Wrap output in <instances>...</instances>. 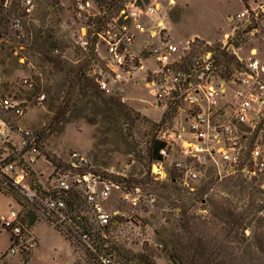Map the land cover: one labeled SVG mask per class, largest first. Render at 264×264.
Instances as JSON below:
<instances>
[{
    "label": "rangeland",
    "instance_id": "374dc122",
    "mask_svg": "<svg viewBox=\"0 0 264 264\" xmlns=\"http://www.w3.org/2000/svg\"><path fill=\"white\" fill-rule=\"evenodd\" d=\"M24 1L6 0L3 5L5 21L0 24V75L3 79L0 95L15 94L20 100L30 102L24 116L16 117L4 111L6 118L19 129L14 135L9 128L7 132L10 138L20 146L22 137L19 134L23 133L20 129H28L39 135V146L50 159L56 156L66 161L72 151H78L88 158L89 166L94 170L123 173L134 181H152L149 147L162 126L175 122L176 113H171L170 118L165 117L166 112L156 107L155 98L143 81L145 73L140 72L136 75L140 82L125 76L114 82L109 79L111 93L100 92V96L113 104L111 111L106 110L103 103L94 106L82 102L74 108L66 121L52 123L55 106L70 84L69 67L84 66L87 77L95 81L93 70L104 69L102 56L105 51L102 46L100 53L92 52L88 62L90 57L77 44L80 22L75 18L70 0H33L31 14L25 11ZM99 1L105 3V0ZM161 2L166 32L172 41L182 47L189 39L194 40L190 58L195 57L200 50L198 44L207 42L202 37L212 38L209 41L219 44L225 34L232 33L237 23L229 17L236 15L244 7L242 0H175L173 5L170 0ZM100 11L104 18H111L114 13L102 4ZM16 19L22 22L21 30L16 28ZM103 21L102 18L92 19L91 33L99 29ZM241 31L239 41L243 56L250 55L252 48H258L259 53L264 54V33L253 37ZM236 34L234 32L231 36ZM40 35L43 38L49 35L48 44L42 43L43 38L38 39ZM31 46L36 49H31ZM46 55L57 56L63 66L50 63ZM103 71L107 77L105 70ZM24 78H29L31 85H24ZM42 93L46 95L45 101L37 104L36 98ZM127 109L136 119L134 123L126 120L124 112ZM2 128L0 124V131ZM2 147L5 145L0 134V148ZM168 163L166 167L170 170ZM38 166L43 168L44 173L41 176L36 173L38 179L45 181L53 173V167L41 160ZM171 176L174 173L171 172ZM168 184L171 183H153L158 195L157 203L153 207L137 209L121 200L120 191L112 190L104 206L109 210L119 209L124 214L122 221L110 231L107 238L109 245L119 247L130 256L152 251L158 264H170L164 246L172 238V234L183 231L180 224L185 213L196 220L217 222L220 224L219 228L224 226L218 217V214H222L216 207L218 200H228L238 212L247 214L252 200L256 199L257 208L253 210L251 218L255 214L260 218L240 229L239 244L242 248L252 243V231L264 224L263 197L255 194L243 182L205 181L199 189L201 192H197L198 197H195L196 194L178 192V188L172 189ZM199 197L204 198L203 204L198 200ZM41 207L29 204L27 210L32 208L35 214L31 217L25 214L22 216L26 227L33 220L25 231L31 243H34L29 252H22L16 247L17 252L12 253V235L0 223V264H24V258L28 256V264H98L104 257L110 258L104 252L97 251L92 241L83 240L81 230L77 227L71 229L74 237L66 235L55 221L66 216L51 214ZM11 208L18 209L16 200L0 192V220L4 214H9ZM84 216L92 223L91 214ZM68 226L66 225L67 228Z\"/></svg>",
    "mask_w": 264,
    "mask_h": 264
},
{
    "label": "built area",
    "instance_id": "2783aa9c",
    "mask_svg": "<svg viewBox=\"0 0 264 264\" xmlns=\"http://www.w3.org/2000/svg\"><path fill=\"white\" fill-rule=\"evenodd\" d=\"M70 1L80 22L79 48L91 58L92 52L100 53V47H104V69L93 70L98 88L109 94L110 78L114 82L125 76L140 82L136 75L144 72L143 81L154 96L156 107L176 113L175 122L157 132L156 139L164 145L159 150L162 159L152 163L155 185L169 181L189 194H196L205 181L233 180L243 182L263 197L264 203V54L252 48L250 55L243 56L242 47L235 45L236 36H231L237 30L247 31L253 37L264 33V0H242L243 9L229 17L237 23L232 33L225 34L219 44L212 41L198 44L200 50L193 58L189 53L194 40L189 39L179 47L168 36L161 0ZM174 3L175 0H170L171 5ZM24 4L25 11L31 14L33 0H25ZM101 4L114 12L111 18L103 17ZM97 18H102L103 24L91 33L90 22ZM22 27L21 20L16 19V28ZM2 82L0 75V85ZM23 84L31 85L29 78H24ZM45 98L44 93L38 94L37 104H43ZM29 103L15 94L0 95V112L21 117ZM0 124L5 145L0 148L4 150L0 156V176H8L34 202L37 190L27 179L29 167L40 160L47 163L39 146V135L20 129L22 143L16 146L19 153L26 152L22 154V165L18 166L17 162L7 161L10 149L6 144L14 140L1 117ZM65 165L53 168L49 175L57 192L45 200V206L51 214L66 216L55 220L66 235L74 237L72 227L81 230L68 214L70 193L80 195L90 210L95 233L106 239L124 214L104 206L113 189L120 191L121 200L133 209L157 203L152 183L134 182L119 172L94 170L88 158L78 151L71 152ZM20 214V209L11 208L1 219L3 228L16 236L12 253L17 252L16 247L19 250L28 244L34 247L22 229ZM81 233L83 240L90 241L89 233L83 234L82 230ZM101 263L110 264L112 259L104 257Z\"/></svg>",
    "mask_w": 264,
    "mask_h": 264
},
{
    "label": "trees",
    "instance_id": "16d2710c",
    "mask_svg": "<svg viewBox=\"0 0 264 264\" xmlns=\"http://www.w3.org/2000/svg\"><path fill=\"white\" fill-rule=\"evenodd\" d=\"M5 1L6 0H0V24L5 21V15L3 14V5ZM236 33L237 34L234 38V41L235 45L239 46V40L242 31L237 30ZM39 38L42 39L43 36L40 35L38 36V39ZM48 39L49 35L42 39V43L48 44ZM30 48L36 49V47L34 46H31ZM45 57L52 64H55L57 66L62 65V61L59 60L57 56L52 57L46 55ZM90 59L91 58L87 59L88 62L90 61ZM83 67L84 66L69 67L68 73L71 76L70 84L68 85L67 89L64 90L63 96L61 97V99H59L58 104L55 106L52 123L54 121H66L69 114L74 110V108L79 106V103L82 102L85 103V105L89 104L94 106H98L103 103L106 110H112L113 104H110L108 101L102 99V97L100 96V92L102 91H99L96 81L87 77ZM171 113L173 112H166L165 117L170 118L172 116ZM124 114L127 121H130L131 123H134L136 121V119L133 118L130 110H125ZM0 117L10 127L12 132H18V127L14 125L8 118H6L4 112H0ZM95 123L96 122H94V124ZM14 143L15 141L6 144L10 149L7 161L15 163L17 162L18 166H21L22 154H24L26 151L24 150L19 153V149L16 146V143ZM163 145L164 144L157 139L152 140L148 150L150 162L153 163L162 159V156L159 154V150L163 147ZM3 152L4 150H0V156ZM43 155L47 161V164L52 166L53 168L60 169L62 167H66L65 161L57 158L56 156H52V158L50 159L47 155L44 154V152ZM41 161L43 162V160ZM38 163L39 162L29 167L27 178L31 183L33 189L37 190V198L34 202H32L27 196L26 192L23 191L21 187L13 183V181L8 176H0V192L7 196L13 197L16 200L18 209L21 210L20 219L22 223V229L25 234V231L28 230V227L33 223V220L30 222L29 226L27 225L26 227L23 223L22 216L25 214L27 217H31L33 214H35L32 208H28L27 210L29 204L33 206L36 205L38 206V208H42L41 206H43L46 209L45 200L50 196L55 195V193L57 192L51 186V176H47L45 181L38 179V173H40V176L42 174L44 175L43 168L38 166ZM36 167H38L37 171L35 170ZM134 182L149 181L139 180ZM149 183L153 184V179ZM167 183H169V181ZM167 186H170L172 189L178 188V192L183 191L179 186L177 187L173 183L168 184ZM200 192L198 191V194ZM198 194L196 193L195 197H198ZM67 199H69V217H71L74 222L79 225L83 234L85 232L91 235L90 241H93L96 250L99 252H104V255L110 256L115 264H158L154 259L155 254L152 251L130 256L125 254L119 247L113 244L109 245L110 241L101 236H97L89 218L84 216V214H90V210L82 201L80 195L76 192L70 193ZM198 200L202 201L204 200V198L199 197ZM216 207L222 213L220 215L218 214L219 220L224 224V226H221V228L218 227L220 224L217 222L213 223L208 221L196 220L194 217H191L186 213L184 214L185 218L180 224V227L183 229V231L172 234V238L168 242H166L164 246V250L168 254L170 264H264V224L262 226H257V228L252 231L253 234L250 237L252 240L251 244L247 245L244 248H242L239 244L241 242L239 237L240 229L244 228L246 225H249L254 219L260 218L257 217V214H255L251 218L253 210L257 208L256 199L252 200L247 214L238 212L236 207H234V205L228 200H218L216 202ZM246 221L248 222L247 224ZM7 231L11 233V240L14 245L16 236L11 230L7 229ZM26 236L28 240V238L30 237L28 236V234H26ZM30 248L32 247L28 244L26 247L23 246L21 248V251L29 252ZM29 258V256L24 258V264H28Z\"/></svg>",
    "mask_w": 264,
    "mask_h": 264
},
{
    "label": "crops",
    "instance_id": "0c3cea01",
    "mask_svg": "<svg viewBox=\"0 0 264 264\" xmlns=\"http://www.w3.org/2000/svg\"><path fill=\"white\" fill-rule=\"evenodd\" d=\"M202 39H204V40H206V41H209L210 39H212V38H205V37H202ZM4 217H6L7 215H3Z\"/></svg>",
    "mask_w": 264,
    "mask_h": 264
}]
</instances>
